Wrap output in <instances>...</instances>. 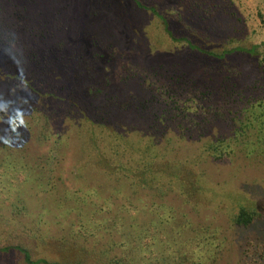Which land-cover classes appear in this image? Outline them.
Masks as SVG:
<instances>
[{
  "label": "trees",
  "instance_id": "1",
  "mask_svg": "<svg viewBox=\"0 0 264 264\" xmlns=\"http://www.w3.org/2000/svg\"><path fill=\"white\" fill-rule=\"evenodd\" d=\"M13 1L10 10L5 0L0 4V198L11 200L8 215L0 212V264L219 263L225 245L220 227L189 212L179 214L163 199L173 195L191 207L203 203L208 187L197 165L204 156L215 163H231L237 155L264 162V41L253 43L245 34L235 0H178L179 5L85 0L94 14L107 11L108 20L120 22L131 38L193 64L195 69L175 61L133 64L136 68L121 78L135 83L139 95L113 91L114 74L106 67L95 78L91 67L98 53L80 65L74 54L60 52L64 41L56 44L57 52L47 47L41 52L49 29L60 30L61 17L52 27L32 26L29 11ZM112 32L93 37L115 56L120 37ZM127 115L134 123L121 126L118 119ZM145 120L150 133L165 136L169 129L180 140L200 141L215 125L225 130L183 162L155 152L152 139L143 144V138H133L137 123ZM64 121L86 137V170L94 168L120 186L115 188L124 202L116 210L109 203L115 190L102 196L103 179L77 189L63 185L62 164L72 139L68 126H58ZM30 143L37 149L30 151ZM41 145L48 149L40 152ZM29 185L45 195V205L52 197L64 207L58 216H67L68 226L53 214L61 237L40 229L47 209L27 212L21 194ZM139 189L151 196L149 203L129 204V194ZM230 197L232 226L264 220L262 202L238 193ZM105 237L111 241L103 243ZM236 263L264 264V239L248 240Z\"/></svg>",
  "mask_w": 264,
  "mask_h": 264
},
{
  "label": "rangeland",
  "instance_id": "2",
  "mask_svg": "<svg viewBox=\"0 0 264 264\" xmlns=\"http://www.w3.org/2000/svg\"><path fill=\"white\" fill-rule=\"evenodd\" d=\"M0 0V4H2ZM6 6L14 8L13 0H5ZM19 2L21 8H25L29 11V14L33 19L31 20L32 26H40L46 28L59 23L58 17H61L63 23L60 30L53 26L47 33L48 36L44 41V45L41 48H51L57 52L56 44L60 41H64L63 50L61 53L72 55L81 60L80 65L92 60L95 53L99 54V58L92 64L91 73L95 74V78L101 77L103 72L111 70L113 75V91L117 93L126 92L128 90L135 92L136 94L142 93L140 88L134 84H126L122 81V76H127L133 69L132 67L142 68L148 64H169L176 62L181 65L182 68L188 67L189 69H195L193 64L189 65L188 61L184 57L176 55L162 47H156L148 42H138L135 38H131L126 32L125 28L120 26V22L117 20H108L105 13L98 15L94 14L90 3L85 0H30V3H25L24 0H16ZM166 4L179 5L178 0H165ZM4 6V7H6ZM1 7V5H0ZM1 9V8H0ZM235 9L240 14L245 23V34H247L253 43L264 41V0H235ZM10 10V9H9ZM100 13V14H99ZM42 19L39 21L37 16ZM111 19V18H110ZM35 20L37 22H35ZM34 24V25H33ZM199 25V23H194ZM110 29L113 31L112 35H119L117 42L118 50L116 55L111 56L109 52L103 47L95 44L93 34L99 37H107L110 33ZM114 42L116 39L110 38ZM136 41V42H135ZM42 43V42H41ZM101 55V56H100ZM79 65V66H80ZM104 67L107 71H104ZM128 69V70H127ZM188 71V69H185ZM141 73V72H139ZM123 74V75H122ZM112 75V74H111ZM132 80L127 79L126 82ZM118 120L121 121V126L126 127L129 123H134L133 116H122ZM72 124L68 121L60 123L58 126L64 128V125L68 126V130L71 136V142L68 143L67 156L62 164L64 172L63 185L68 188L77 189L81 188L83 182H88L89 185H95L98 181L103 179L102 186L104 191L103 197H108L113 190V197L111 202L113 210H116L124 202L122 193L118 192L116 188L120 186L115 185L114 181H110L103 174H100L96 169L91 171L86 170L84 167V160L89 158V149L85 145L86 137L82 135L79 128L70 126ZM136 129L133 131V138H143V144L147 139L153 140L152 147L155 152L159 153L165 158L173 160L189 162L196 157V153L201 145L206 143L211 137L224 133L221 126H213L207 134L200 141L192 140H180L176 134L168 129V134L165 136L152 134L146 126V120L142 123H137ZM158 135V136H157ZM167 137L169 140H167ZM37 149L36 143H30L31 149ZM48 146H40L39 151L45 152ZM198 168L205 174V181L208 187V194H206L203 203L197 207L183 206L181 201L175 198L173 195L165 197L163 200L172 204L177 213H188L192 218L209 222L213 225L220 227V234L225 238L224 251L221 254L219 263L215 264H238L237 258H239V251L242 246L248 240H263L264 239V220L258 221L254 225L241 228L232 226L229 222V208L231 202V195L234 193L245 195L249 199H257L264 205V162L256 159H248L245 156L237 155L234 157L231 163H215L208 156H204L198 163ZM87 175V177L85 176ZM88 178V179H87ZM100 178V180H99ZM107 183L108 185H106ZM115 186H117L115 188ZM24 188V187H22ZM37 188V187H36ZM35 187L27 186L21 195H24L26 205L29 208L27 212L37 210V208L47 209L44 214L46 223L42 225L46 231H49L51 237H61L63 230L59 225L53 224V214L58 216L60 213H64V207H57V200L49 198L46 203L45 195L39 192ZM132 192V191H131ZM130 199L127 201L131 205L141 206L143 200L147 203L150 201V197L146 190L139 189L134 193H130ZM10 201L8 199L0 198V212L8 215L6 208H10ZM67 203V202H64ZM33 207L32 209H30ZM197 209V210H195ZM33 210V211H32ZM25 213V210H24ZM37 214V213H36ZM67 216H58L56 220L63 221ZM208 217V218H207ZM69 225L68 219L64 222V227ZM42 231V230H41ZM89 239H93L90 236ZM109 238L105 237L104 242H107ZM115 239V238H114ZM109 241H111L109 239ZM99 243V241H98ZM101 246V245H100ZM18 264H24L22 261H18Z\"/></svg>",
  "mask_w": 264,
  "mask_h": 264
}]
</instances>
